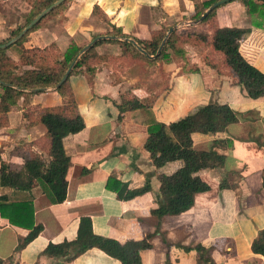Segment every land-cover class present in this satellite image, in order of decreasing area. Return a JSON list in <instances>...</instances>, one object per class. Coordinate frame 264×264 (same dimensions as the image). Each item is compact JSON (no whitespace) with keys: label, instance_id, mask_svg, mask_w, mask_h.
Instances as JSON below:
<instances>
[{"label":"crops","instance_id":"1","mask_svg":"<svg viewBox=\"0 0 264 264\" xmlns=\"http://www.w3.org/2000/svg\"><path fill=\"white\" fill-rule=\"evenodd\" d=\"M196 1L68 0L62 11L47 16L22 35L17 45L32 48L54 42L64 51L73 40L84 46L94 36L107 34L111 24L129 34L127 38L148 39L162 26L198 31ZM29 8L26 0H0V42L12 37L11 29L25 23ZM255 19L261 24H253ZM217 23L251 27L239 49L264 72V17L252 16L241 0H229L218 8ZM187 48L191 61L199 66L197 71L181 72L173 60L150 64L126 58L122 65L117 59L111 63L103 60L96 63L93 72L83 67L69 74L68 82L85 125L63 137L69 156L66 198L52 203L39 185L25 189L0 185V193L10 200L31 199L34 222L43 225L37 236L15 251L19 238L26 236L29 228L0 215L1 258L14 254L18 264H121L97 246L71 261L42 253L49 241L74 238L80 216L88 215L98 234L120 241L147 235L150 247L140 251L138 264H197V243L213 247L212 264H264V256L251 249L253 238L264 228V97H250L227 74L207 65L193 46ZM96 51L114 56L121 54L122 47L117 41H104ZM10 53L17 58L15 49ZM155 83L157 95L151 111L159 121H173L210 100L228 103L237 115L224 130L191 133L194 148L214 149L225 156L224 163L198 171L211 187L195 193L191 208L162 216L151 212L162 203L158 174L170 173L182 162L175 159L156 167L144 148L148 112L142 108L122 112L118 106L122 89L138 84L133 91L143 97L149 93L148 86ZM26 91L7 112L8 124L0 127L1 156L5 160L19 159L10 154L18 143L26 148L40 147L37 140L46 127L43 123L26 125L25 107L36 110L63 101L55 86ZM109 176L130 188L148 187L133 197L122 198L113 189L115 180L107 185Z\"/></svg>","mask_w":264,"mask_h":264},{"label":"trees","instance_id":"2","mask_svg":"<svg viewBox=\"0 0 264 264\" xmlns=\"http://www.w3.org/2000/svg\"><path fill=\"white\" fill-rule=\"evenodd\" d=\"M30 6L26 13L25 23L22 26L11 29V35H16L38 12L48 6L54 0H26ZM68 0L62 1L47 14H45L26 33L36 28L47 16L55 15L62 11ZM216 0H197L195 2V18H199L205 10ZM244 2L247 12L252 16L264 17V0H241ZM223 2L212 8L199 21L205 29L198 31L174 28L168 35L160 52L149 57L141 52L131 41L127 39H99L90 48L77 57L71 72L83 67L93 72L96 63L103 60L112 62L117 59L123 64L128 58L132 61L142 60L146 63L156 61L173 60L180 66L181 72L199 70L196 62L191 61L187 45L193 46L201 59L219 73L227 74L231 80L240 84L250 97H264V72L249 62L241 53L239 46L242 39L250 31V26L220 25L217 23V10L224 5ZM98 9V6H95ZM253 24L260 25L261 20H253ZM166 26H162L152 32L148 39L133 37L149 54H155L164 38ZM105 33L120 37L129 34L111 24V28ZM104 41H117L122 47L119 55L99 54L96 46ZM83 46L74 40L68 47L61 51L54 42L44 47L23 48L18 47L17 41L7 47L0 48V79L13 85L0 83V127L8 124L7 112L17 105L21 96L28 92L25 88L56 86L64 72L77 56ZM11 49L17 51V58L10 53ZM111 59V60H109ZM69 76V75H68ZM158 83L148 86L149 93L143 97L138 96L130 85L121 90L119 109L122 112L134 108H142L148 112V135L144 142V148L151 157L154 165L160 167L168 161L179 159L181 165L170 173L160 172L159 192L162 203L152 208L151 212L162 216L164 214H177L191 208L194 203L195 193L211 187L198 173L203 168L221 166L225 156L214 149H196L193 147L191 133L201 131L215 133L224 130L227 125L237 120L235 110L228 103H220L210 100L198 105L187 114L168 123L157 120L151 106L157 95ZM23 88V89H22ZM62 95L63 101L55 106L39 107L31 110L25 107L23 116L26 125L43 123L45 133L37 140L39 149L31 146L27 148L22 143L14 145L10 154L19 159L5 160L2 158L0 148V185L11 186L16 189H25L32 185H39L52 203L62 202L67 193L66 172L69 156L63 145V137L69 133L81 130L85 122L77 109L72 94L68 77L56 86ZM215 141H217L215 139ZM112 180L116 181L113 187L122 198H130L144 191L148 185L130 188L128 184L119 181L114 176H109L107 185L111 186ZM264 186V177L262 179ZM224 185V182H221ZM0 215L6 217L9 222L29 228V232L23 238H19L15 251L20 250L41 231L42 223H35L33 217V204L31 199L14 201L6 194L0 193ZM97 246L107 254L118 258L121 264H138L141 262L140 251L150 247L148 236L140 239H127L120 241L114 237L105 236L94 232L91 217L82 215L79 218L76 236L65 239L63 242L49 241L43 254L53 257H64L71 261L77 254L90 247ZM195 249L198 252L197 264H212V246H204L197 243ZM188 248V247H187ZM251 249L264 256V228L258 230L251 242ZM0 264H18L14 254L7 258L0 257ZM31 264H39L38 262Z\"/></svg>","mask_w":264,"mask_h":264},{"label":"water","instance_id":"3","mask_svg":"<svg viewBox=\"0 0 264 264\" xmlns=\"http://www.w3.org/2000/svg\"><path fill=\"white\" fill-rule=\"evenodd\" d=\"M62 1L64 0H54L52 3H50L48 6L44 7L40 12H38L16 35L10 37L8 40L4 41V42H0V48L2 47H7L8 45H10L11 43L17 41L22 35H24L26 33L27 30H29L34 24H36L45 14H47L50 10H52L55 6H57L58 4H60ZM229 0H216L214 2H212V4L205 10V12L197 19V21H200L212 8H214L215 6L223 3V2H227ZM174 29V26H170L164 36V38L162 39L157 52L155 54H149L146 52V50L134 39V38H127V37H120V36H116V35H111V34H101V35H96L94 36L89 42H87L79 51V53L77 54V56L72 60L71 64L69 65V67L66 69V71L64 72L62 78L59 80V82L56 84L59 85L61 82H63L64 80H66V78L68 77V75L71 72V69L77 59V57L80 55V53H82L83 51H85L86 49L90 48L97 40L99 39H105V38H112V37H119V38H126L129 41H131L141 52L146 53L149 57H154L156 56L160 50L162 49L168 35L171 33V31ZM0 83L2 84H8V85H13L10 82L4 81L0 79ZM55 86V87H56ZM23 89V88H22ZM26 90H38L41 89V87H36V88H25Z\"/></svg>","mask_w":264,"mask_h":264},{"label":"rangeland","instance_id":"4","mask_svg":"<svg viewBox=\"0 0 264 264\" xmlns=\"http://www.w3.org/2000/svg\"><path fill=\"white\" fill-rule=\"evenodd\" d=\"M196 28H198L197 30H201L202 28H205V26H199V27H196ZM180 29H184V28H180ZM188 30H191V29H193V27H188L187 28ZM196 56V55H195ZM194 56V57H195ZM154 71L156 70L155 68H152ZM152 69H150V72H151V70ZM74 76V75H73ZM75 78V77H74ZM70 79V78H69ZM77 79H78V77H77Z\"/></svg>","mask_w":264,"mask_h":264}]
</instances>
